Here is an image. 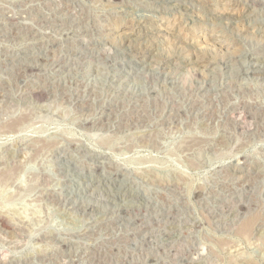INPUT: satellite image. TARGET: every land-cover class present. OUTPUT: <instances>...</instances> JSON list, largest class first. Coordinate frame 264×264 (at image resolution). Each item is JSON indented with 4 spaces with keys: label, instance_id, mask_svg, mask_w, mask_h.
<instances>
[{
    "label": "rangeland",
    "instance_id": "374dc122",
    "mask_svg": "<svg viewBox=\"0 0 264 264\" xmlns=\"http://www.w3.org/2000/svg\"><path fill=\"white\" fill-rule=\"evenodd\" d=\"M0 264H264V0H0Z\"/></svg>",
    "mask_w": 264,
    "mask_h": 264
},
{
    "label": "bare ground",
    "instance_id": "6f19581e",
    "mask_svg": "<svg viewBox=\"0 0 264 264\" xmlns=\"http://www.w3.org/2000/svg\"><path fill=\"white\" fill-rule=\"evenodd\" d=\"M130 31H131V30H130ZM125 33H126V32H125ZM116 36H117V35H116ZM123 37H124V36H123ZM113 38H114V37H113ZM128 40H129V39H128ZM129 42H130V41H129ZM126 46H127V45H126ZM37 93H38V92H37ZM39 95H40V94H39ZM39 95H38V96H39ZM1 223H2L3 226H5V222H4L3 220H1Z\"/></svg>",
    "mask_w": 264,
    "mask_h": 264
}]
</instances>
